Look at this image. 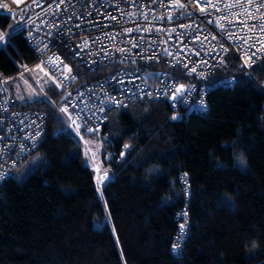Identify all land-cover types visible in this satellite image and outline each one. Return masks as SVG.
<instances>
[{
  "label": "trees",
  "instance_id": "trees-1",
  "mask_svg": "<svg viewBox=\"0 0 264 264\" xmlns=\"http://www.w3.org/2000/svg\"><path fill=\"white\" fill-rule=\"evenodd\" d=\"M16 19L0 12V71L7 77L36 64ZM71 88L114 69H90L67 56ZM234 74L230 87L207 94L209 109L172 110L143 98L114 107L101 136L102 186L77 134L59 111L66 92L56 83L46 98L17 101L46 115L36 150L39 166L25 179L0 185V264H259L264 262V60L245 76L228 54L207 78ZM178 115V117L176 116ZM127 145V147H125ZM242 164L244 165L242 167ZM190 179L189 224L180 255L172 252L185 196L177 175ZM106 203L110 223L100 227Z\"/></svg>",
  "mask_w": 264,
  "mask_h": 264
},
{
  "label": "built area",
  "instance_id": "built-area-1",
  "mask_svg": "<svg viewBox=\"0 0 264 264\" xmlns=\"http://www.w3.org/2000/svg\"><path fill=\"white\" fill-rule=\"evenodd\" d=\"M0 5H6L1 13L16 19L12 32L22 33L43 72L66 92L60 109H67L68 128L77 134L80 128L101 134L109 110L143 98L164 100L172 110L206 112L211 88L238 81L234 74L207 81L228 54L250 77L251 67L264 60V0H0ZM67 56L90 69L115 67L72 90L75 75L64 68ZM5 79L0 71V185L40 147L47 115L18 104L7 94ZM257 84L264 89V82ZM260 118L264 122V104ZM108 177L94 172L97 186ZM177 178L185 203L174 215L176 256L189 224L190 195L189 173L180 171Z\"/></svg>",
  "mask_w": 264,
  "mask_h": 264
},
{
  "label": "rangeland",
  "instance_id": "rangeland-1",
  "mask_svg": "<svg viewBox=\"0 0 264 264\" xmlns=\"http://www.w3.org/2000/svg\"><path fill=\"white\" fill-rule=\"evenodd\" d=\"M42 69V70H41ZM57 82L52 75L45 74L43 67L36 63L29 67H23V70L14 76L7 77L4 81V87L7 94L16 101H29L36 98H46L49 95L48 86ZM120 107V106H119ZM61 117L66 123L69 121V112L59 111ZM178 117V115H176ZM84 140V155L86 162L93 170L98 173L106 172L99 168V155L104 149L106 137L100 134H83ZM45 166L43 154L39 151H34L21 162V164L13 171L12 177L16 181L25 179L31 172L36 170L39 166ZM244 165L242 164V167ZM104 210L103 219L101 222L94 221L95 227H100L102 224L110 223L107 206L102 201ZM263 263V262H261ZM259 263V264H261Z\"/></svg>",
  "mask_w": 264,
  "mask_h": 264
},
{
  "label": "snow or ice",
  "instance_id": "snow-or-ice-1",
  "mask_svg": "<svg viewBox=\"0 0 264 264\" xmlns=\"http://www.w3.org/2000/svg\"><path fill=\"white\" fill-rule=\"evenodd\" d=\"M0 6H3V7H6V5H0ZM113 19H114V17H113ZM221 27H223V25H221ZM262 28H264V26H262ZM128 31H131V29H129ZM7 39V37L6 36H3V35H0V42H3L4 40H6ZM113 39H114V37H113ZM87 41H84V46H86L87 45ZM133 47H136V45H133ZM121 51H123V50H121ZM169 55H171V53H168ZM105 55H108V53H107V51H105ZM60 63H62V62H60ZM64 68H68V66L67 65H64ZM42 70V69H41ZM68 71L69 72H71V69H68ZM192 71H195V69H192ZM69 77H65V79H68ZM59 86V85H58ZM183 90V86L181 85L180 87H178V88H176V93H179V92H181ZM70 95V94H69ZM61 111H64V112H67V109L65 108V109H61ZM73 123H75V121H73ZM125 147H127V145H125ZM102 179V178H101ZM183 225H181V230H183ZM175 247V246H174Z\"/></svg>",
  "mask_w": 264,
  "mask_h": 264
},
{
  "label": "water",
  "instance_id": "water-1",
  "mask_svg": "<svg viewBox=\"0 0 264 264\" xmlns=\"http://www.w3.org/2000/svg\"><path fill=\"white\" fill-rule=\"evenodd\" d=\"M65 97H66V95L63 97V100L65 99ZM192 112V107H190L187 111H186V115H188L189 113H191ZM261 264H264V262L263 263H261Z\"/></svg>",
  "mask_w": 264,
  "mask_h": 264
}]
</instances>
